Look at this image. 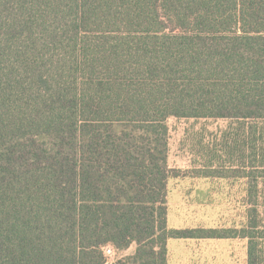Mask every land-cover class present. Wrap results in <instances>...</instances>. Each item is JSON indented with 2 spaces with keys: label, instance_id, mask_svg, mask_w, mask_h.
<instances>
[{
  "label": "trees",
  "instance_id": "obj_1",
  "mask_svg": "<svg viewBox=\"0 0 264 264\" xmlns=\"http://www.w3.org/2000/svg\"><path fill=\"white\" fill-rule=\"evenodd\" d=\"M173 118L227 123L190 133L183 169ZM185 176L242 179L245 221L169 227ZM228 238L264 264V0H0V264H168L169 239Z\"/></svg>",
  "mask_w": 264,
  "mask_h": 264
},
{
  "label": "rangeland",
  "instance_id": "obj_2",
  "mask_svg": "<svg viewBox=\"0 0 264 264\" xmlns=\"http://www.w3.org/2000/svg\"><path fill=\"white\" fill-rule=\"evenodd\" d=\"M226 123L223 119H170L168 121L169 165L183 169L192 167L198 156L191 151L190 133L203 127L215 133ZM245 195L246 186L242 179L190 176L170 179L167 224L175 228H183L195 222L207 227H239L245 221L247 207ZM133 249L130 247L126 251L118 252L117 257L129 254ZM244 252L245 244L242 240L230 242L220 240L212 250L206 248L196 250L195 258L188 253L189 257L184 264H245Z\"/></svg>",
  "mask_w": 264,
  "mask_h": 264
},
{
  "label": "crops",
  "instance_id": "obj_3",
  "mask_svg": "<svg viewBox=\"0 0 264 264\" xmlns=\"http://www.w3.org/2000/svg\"><path fill=\"white\" fill-rule=\"evenodd\" d=\"M167 216H168V214H167ZM197 224H198V222H195V223L191 224V226L192 225L194 226ZM188 226H190V225H188ZM184 227H186V226H184ZM220 240H229V242L230 241H236V240H242L244 242V244H246L245 239H238V238H228V239H169L168 243H167L168 264H184V262L189 257V256H187L188 253H191L192 257L195 258L194 252H196V250L197 251L199 249L203 250L205 248L212 250V249H214V247L216 245H218ZM245 255H246V245H245L244 256Z\"/></svg>",
  "mask_w": 264,
  "mask_h": 264
},
{
  "label": "built area",
  "instance_id": "obj_4",
  "mask_svg": "<svg viewBox=\"0 0 264 264\" xmlns=\"http://www.w3.org/2000/svg\"><path fill=\"white\" fill-rule=\"evenodd\" d=\"M105 252H106V254H107L109 257H112V251H111L110 248H106V249H105Z\"/></svg>",
  "mask_w": 264,
  "mask_h": 264
}]
</instances>
